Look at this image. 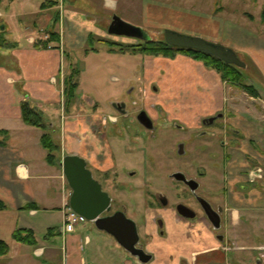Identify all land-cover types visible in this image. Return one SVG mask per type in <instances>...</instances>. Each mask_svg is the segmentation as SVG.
Masks as SVG:
<instances>
[{"label": "crops", "instance_id": "crops-1", "mask_svg": "<svg viewBox=\"0 0 264 264\" xmlns=\"http://www.w3.org/2000/svg\"><path fill=\"white\" fill-rule=\"evenodd\" d=\"M104 1V10L107 6H116L114 0ZM54 5L58 6L59 3L56 2ZM71 12L72 10L68 14ZM88 15L86 13V25H83L86 26V41L89 33L93 32L92 29L101 30L94 24L95 20L90 19L93 22H88ZM62 16L63 13L60 14L61 36L57 45L51 42L45 48L35 47L33 44L36 42V34L20 32L18 39L11 43L12 47L6 50L9 54L3 50L0 52V130H4L0 134V199L6 203L5 208H0V240L8 247L6 252L0 253V264L51 262L58 249L55 247L56 230L53 229L51 221L54 212L60 214L61 222L57 231L63 234L61 249L66 264H83L86 257L95 259L86 264H107L100 261V258L104 257L102 244L92 242V237L86 234L84 240L88 249L83 254L78 246L82 238L79 232H75V229L62 230L63 208L68 204L71 189L64 176L61 162L53 164L46 159L47 150L41 142L44 129L26 123L22 117L24 101L29 100L42 111L47 103H63L64 123L60 124L59 131L57 126L53 127L55 132H59L57 139L61 145V158L66 153H76L84 156L97 167L110 160L107 153L102 157V161L99 159L103 149H107L102 133L103 118L106 116L98 111L97 103L92 97L80 92V85L76 89L74 104L70 110H65L63 72L60 65L66 46L72 47L73 40L72 37L65 39L66 30ZM58 19L50 16L55 26ZM106 51L111 55L118 53L110 49ZM6 54L10 56H5ZM174 61H179L183 65L182 69L185 70L181 75L179 87L175 86L176 74L164 68L162 72L167 70L169 78L165 74L162 81L156 80L158 83L160 81L161 86L151 89L149 86L153 78L151 73H155L156 69L152 64L151 66L146 64L147 76L152 75V77L148 78L147 84L142 87V92L146 94L142 103L148 110L154 113L158 105L169 119L177 116L186 127L196 129L205 116L222 112L221 120L229 127L225 137L231 153L230 167L233 169L249 167L253 164L248 161L251 158L264 162V100L261 102L260 93L246 92L232 82L223 80L215 68L187 54L177 53ZM188 69H192V76L187 74ZM57 76H59L58 80ZM117 78L119 77L116 74H112V79ZM128 78L132 80L131 77ZM116 100L118 98L112 99L111 104ZM83 106H89L91 109L83 111ZM107 116L108 118L115 116V113L109 111ZM49 126H53V121L49 122ZM256 143L259 146L256 147ZM255 205L253 202L240 203L235 204V207H247L243 210L250 215ZM167 220L169 232L162 235L152 234L155 242L149 247L155 258L145 264H183V258L190 260L195 252L206 250L214 244L211 236L205 231L203 223L200 226L190 225L189 228L188 222L177 214L168 217ZM237 220L235 212L234 221ZM42 223H44L43 227ZM17 228L32 229L36 242L29 243L15 239L12 233ZM43 228L46 229L44 238L38 235V231ZM103 233L107 235L104 237L109 239L112 247L110 259L117 264V261L122 263L124 257L123 264H127L126 261L129 262L127 251L112 234L106 231ZM38 257H42L43 261Z\"/></svg>", "mask_w": 264, "mask_h": 264}, {"label": "rangeland", "instance_id": "rangeland-1", "mask_svg": "<svg viewBox=\"0 0 264 264\" xmlns=\"http://www.w3.org/2000/svg\"><path fill=\"white\" fill-rule=\"evenodd\" d=\"M43 2L50 5L43 7L41 6ZM56 2L61 7L54 5ZM104 2V0H65L63 4V0H0V52L3 50L9 54V51L6 50L12 47L11 43L18 39L20 32L35 33L37 36L35 39L37 40L40 37L46 38L48 36L47 29L53 28L58 30L61 36L59 23L60 14L63 13L62 18L66 30L65 39L68 40L72 37L73 40V46H66L65 54L63 53L60 65L63 77L71 66L75 65L79 68L80 72L77 77L80 92L84 93L85 96L92 97V100L97 103L96 108L98 111L106 116V118H103L102 125L105 147L109 148L112 155L114 154L123 164L128 163L130 168L136 167L137 169L135 171L138 175L133 177V180L138 185L133 190L122 189L121 191L112 190L111 192L127 201L128 211L138 220L142 237L146 234L144 216H146L149 226L147 230L152 234L160 235L156 232L154 218L162 211L147 209V203L154 199V192L160 191L170 199L174 195L175 188L172 187L173 182L169 178L168 172L180 168L188 176H197L201 181L199 191L207 197L213 198L212 188L217 183H224V168L230 166V162L226 157L227 150L225 146L215 142L213 139L215 134L196 136L195 132L197 130H195V127L160 129L156 135L157 138L146 139L149 142L144 144L140 143L135 134L127 135L128 128L141 129L142 131V126L136 121L132 113L127 116L120 115L111 105V100L115 98L127 99L128 105L131 104L135 108V104L131 101V89L132 95L141 102L142 87L147 84V79L152 75L153 78L149 83L151 89L161 86L160 81L163 80L165 74L169 78L167 70L164 73L162 72L164 68L176 74L175 86L179 87L181 75L185 70L182 69L183 65L179 61H174L175 56L145 55L133 51H128L133 54H121L120 51H117L118 53L111 55L106 53V49L109 50L110 47L114 48L116 46L118 48L120 45L110 44L107 40L97 38L104 36L107 39L123 42V45L129 49L143 42V39L138 37L108 32V24L112 19V15L117 13L124 19L143 26L150 38L162 39L164 38V29L172 28L179 32L200 35L213 41H221L240 52V57L246 62L245 67L240 66L243 74L242 83L253 84L256 91L260 93L262 102L264 100V0H114L116 6H107L105 10L103 9ZM70 10L72 12L68 14ZM58 12L60 14L57 27L50 20V16L56 18L55 13ZM86 13L89 14L87 16L88 22L95 20L94 24L101 28V30L92 29L93 33L96 34V38L92 41H86V26H83L86 25ZM1 25H4V29H1ZM78 43L79 45H77ZM80 43L82 44L80 45ZM87 52L89 53L87 54ZM5 56L9 57L10 55L6 54ZM152 60L153 63H151ZM146 64L150 66L152 64L156 69L155 73L149 74L150 77L147 76ZM186 72L192 76V69H188ZM112 74H116L119 78L112 79ZM128 77H131L132 80ZM58 79L59 76H57ZM157 79L160 80L159 83L156 81ZM233 84L249 92L240 83ZM42 109L44 112L42 121L48 124L53 121V127L57 126L59 131L60 124L64 123L63 103H47ZM82 109L88 111L91 107L83 106ZM109 111L117 114V122H112L108 118L107 113ZM160 115L161 119L166 118L163 114ZM218 122L211 124L210 127L214 128ZM166 123L183 124L177 116L172 119L166 118ZM58 131L55 132L56 138H58ZM181 136L185 138L186 153L179 157L175 151L176 142ZM212 143L210 150L202 149V144L203 146L205 144L210 146ZM107 151V149H103L100 153V161H102V157L105 156ZM149 153L150 155L154 154L156 158L148 160ZM212 154L216 155L214 159ZM57 155H60L59 151H57ZM261 163L264 166V162ZM207 168L217 171L213 173L208 171L201 176L196 172V170H207ZM108 171L114 173V170ZM92 172L97 179H99L100 174L102 177L104 176L101 170L93 169ZM106 176L109 177V180H106L108 184L114 182L115 177L113 175L107 174ZM106 187L110 188L109 186ZM179 190H181V187ZM165 216L169 217L168 214H165ZM51 218L52 227L56 230L54 237H56L57 244L55 247L58 249L53 260L48 264H66L63 249H61L63 234L57 231L61 222L60 214L54 212ZM244 218L248 221L250 232L248 235L241 234L242 241L253 244L256 242L257 236H261L262 243H264V209H253L250 215L245 212ZM41 220H43V217ZM43 226L44 223H42ZM248 228L245 227L246 230ZM75 230L82 237L78 242V246L83 254L88 249V245L84 240L87 234L92 237V242L102 244V256L104 257H101L100 261L114 264L109 256L112 247L109 244V239L104 237L107 236L104 235V230L87 219L76 224ZM241 231H244V229ZM38 235L44 238L46 229H40ZM152 236H148L143 240L147 243V246L151 247L155 242ZM118 250L122 252L120 247H118ZM126 256L129 260V262L126 261L127 264H136L130 255ZM38 258L43 261L42 257ZM91 260L94 261L95 259L86 257L83 264ZM123 260L124 257L122 263L117 261V264H123ZM203 260L210 261L209 259ZM203 260H198L195 264L203 262ZM214 262H218V260Z\"/></svg>", "mask_w": 264, "mask_h": 264}, {"label": "flooded vegetation", "instance_id": "flooded-vegetation-1", "mask_svg": "<svg viewBox=\"0 0 264 264\" xmlns=\"http://www.w3.org/2000/svg\"><path fill=\"white\" fill-rule=\"evenodd\" d=\"M132 94L133 93L131 89V101L135 104V108L133 105L132 107L131 104L128 105V100L123 98H120L112 102L111 104L113 108L120 113V115L127 116L132 113L136 121L142 126V131L141 129L136 130L128 128L129 132L127 135L135 134L140 143L144 144L149 142L146 141V139L152 140L157 138L156 135L160 131V129L162 130L169 127L186 129V125L181 123H166V118L168 117H166L162 112L160 106H156L154 113L150 112L146 105L142 103V100L140 102ZM141 97L143 99L144 97H146V94L143 93ZM143 110H145L150 116L151 121L149 119L143 118V115L141 117L142 119L138 118L139 113H141V111ZM160 114H163L166 118L161 119ZM221 115L222 112H216L215 114L205 116L201 120V124L198 129H195L197 130V132H195V135L211 136L212 134H215L213 136V139L215 140V142H218L226 147V157L230 162L231 153L228 150V142L225 137V134L229 130V127H227L225 121L221 120ZM109 118L112 120V122L118 121L117 114H115V116H110ZM217 121L219 122L214 126V128L210 127L211 124H214ZM185 144V138L182 136L176 142L175 153L178 154L179 157L186 153ZM255 145L256 147L259 146V144L257 143ZM211 146L212 144L210 146H207L206 144L203 146L202 144V149L210 150ZM107 150L108 151L106 155L110 157V160L106 164L105 162H103L102 166L97 167L86 158L87 165L91 170H101L104 174L103 177L100 174L98 180L100 181L102 188L108 192L111 198L109 207L104 210L101 215L108 216L117 211H122L128 218L134 220L139 236L137 242L135 243V246L136 248L140 249L141 255L139 256L136 254H131L128 251L127 253L133 258V261L136 264L142 263L140 261V257L146 256V254H152L151 258L148 261L150 262L155 258V255L150 250L149 245L147 246V243L143 241L145 238L152 235V233L147 230L149 226L146 220V216H144V228H146V234L144 235V237H142L140 234V226L138 220L134 218L131 212L128 211L129 205L127 204V201L119 198L111 192L112 190L121 191L122 189L133 190V188L138 185L137 182L133 180V177L138 175L135 171L137 169L136 167L130 168V166H128V163L123 164L116 158L114 154L112 155L109 148H107ZM153 155H150L149 153L148 160H154L156 156ZM212 155L214 159L216 155ZM248 161L253 163L249 167L233 169L229 166L224 168L225 181L223 184L217 183V185L212 188L213 198L207 197L199 191L201 181L199 180V178H197V176H188L186 172L180 168L169 171L168 176L173 182L172 187L175 188L174 195H172L170 199L160 191L154 192V199L150 200L147 203V209L149 208L154 211H162L154 218V224L157 228L156 232L158 234L162 235L169 232L168 220L165 214H168L169 218L174 214L181 216L188 222L187 227L189 228L191 227L190 225L200 226L202 223L205 225L204 229L207 234L211 236L214 244L206 250L195 252L191 256L190 260H188L187 258H183V264H195L198 260L203 259L210 260H203L207 262H214L215 260H218V262H221L223 264H264V243H262V237L257 236L256 242L253 244H248L246 241L244 242V240L242 241L241 239V234L248 235V233L250 232L248 228V221H246L247 219L245 220L244 218V210L247 207H235V204H249L253 202L254 204H256L253 208L257 210L264 209V166L261 164V162H259V159L251 158ZM108 170H114V173L109 172ZM176 171L183 172L185 177L188 179L194 178L198 183L197 187L195 189H192L190 187V183H188L186 180L177 178L174 175ZM208 171L213 173L217 170L208 168L207 170H196L197 174H199L200 176L202 174L205 175ZM107 174L113 175L115 177L114 182L108 184V182L106 181L109 180V177L106 176ZM105 185L109 186L112 189L106 187ZM180 187L181 190H179ZM182 204L184 206H181L180 208L185 210L186 212L194 213V216L188 217L183 214L179 208V205ZM208 212L211 215L212 219L208 216ZM235 212L238 219L237 221H234ZM115 224L117 225L118 229L122 227V222L119 218L115 220ZM245 227L248 229L246 230ZM243 229L244 231H241ZM125 232L128 233V229Z\"/></svg>", "mask_w": 264, "mask_h": 264}, {"label": "water", "instance_id": "water-1", "mask_svg": "<svg viewBox=\"0 0 264 264\" xmlns=\"http://www.w3.org/2000/svg\"><path fill=\"white\" fill-rule=\"evenodd\" d=\"M1 27L3 28L4 25H1ZM108 32L141 39L150 38L142 26L124 19L117 13H113L112 15V19L108 24ZM164 38L170 44L202 49L222 58L226 62L241 67L246 66V62L234 48L226 46L221 42H215L200 35L179 32L172 28L164 29ZM141 113H139L138 118L142 119L143 115V118L151 121L150 116L145 110L141 111ZM60 162L66 181L71 189L68 200L70 207L78 213L83 214L87 220L94 222L98 228L112 234L126 251L140 256L141 251L135 246L139 236L134 220L128 218L122 211H117L108 216L101 215L109 207L111 198L108 192L102 188L100 181L94 177L92 170L87 165L86 158L80 154L66 153L62 156ZM174 175L190 183L192 189H195L198 185L194 178H186L181 171H176ZM181 206L184 205H179V208ZM180 211L188 217L194 216V213L186 212L181 208ZM207 214L212 219L209 212ZM117 218L122 222L120 229L115 224ZM127 229L128 233L125 232ZM151 255L146 254V256L140 257V261L147 263Z\"/></svg>", "mask_w": 264, "mask_h": 264}, {"label": "trees", "instance_id": "trees-1", "mask_svg": "<svg viewBox=\"0 0 264 264\" xmlns=\"http://www.w3.org/2000/svg\"><path fill=\"white\" fill-rule=\"evenodd\" d=\"M47 2H43L42 6L46 7L50 5H46ZM58 15L56 18L58 19ZM263 18H264V10H263ZM48 36L46 38H39L34 42V45L37 47H47L49 43L54 42L53 45H57L60 41L59 31L56 29H48ZM96 38V34L90 32L88 35V41H92ZM97 39L107 40L110 44L114 43L115 45H120L114 48L110 47V50L120 51V52H128L133 51L140 52L143 54H151V55H166V56H175L177 53H184L193 58L202 60L207 66L215 68L221 78L226 81H230L233 83H240L242 86L247 88L252 94L256 93V88L252 84H244L243 74L240 70V66L224 61L222 58L206 52L202 49L193 48V47H182L179 45L170 44L162 39H154L148 38L143 39L141 44H137L136 47H131L129 49L123 42L115 41L111 39H107L104 36H100ZM57 43V44H56ZM239 53V52H238ZM240 54V53H239ZM80 70L77 66H71L70 70L64 74L63 77V93H64V104L65 110H70L71 106L74 104L76 100V89L78 87V74ZM22 117L24 121L28 124L35 125L44 129V132L41 135L42 145L46 148V159L49 163H60L61 155H57V151H61V145L58 139L55 137V130H53V126H49L48 123H44L43 120V111L39 109L32 102L24 101L22 103ZM4 130H0V134L3 133ZM29 206V205H28ZM6 203L4 200L0 199V208H5ZM13 237L20 241H25L29 243H35L36 238L34 236V232L32 229L28 228H17L12 233ZM8 250L7 245L4 241L0 240V253H4Z\"/></svg>", "mask_w": 264, "mask_h": 264}, {"label": "built area", "instance_id": "built-area-1", "mask_svg": "<svg viewBox=\"0 0 264 264\" xmlns=\"http://www.w3.org/2000/svg\"><path fill=\"white\" fill-rule=\"evenodd\" d=\"M63 209H64L63 222H62L63 231H72L75 229L76 224L86 220V217L83 214H80L74 209H72L69 204H66ZM198 264H214V263L200 262Z\"/></svg>", "mask_w": 264, "mask_h": 264}]
</instances>
